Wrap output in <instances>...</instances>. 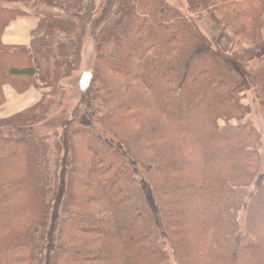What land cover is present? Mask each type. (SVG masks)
<instances>
[{"label":"trees","instance_id":"trees-1","mask_svg":"<svg viewBox=\"0 0 264 264\" xmlns=\"http://www.w3.org/2000/svg\"><path fill=\"white\" fill-rule=\"evenodd\" d=\"M102 1L0 0V112L4 87L40 95L0 117V264H264V137L242 94L264 111V56L241 73L197 25L264 44V0H117L62 133L35 132ZM27 15L29 45L3 44Z\"/></svg>","mask_w":264,"mask_h":264},{"label":"rangeland","instance_id":"rangeland-1","mask_svg":"<svg viewBox=\"0 0 264 264\" xmlns=\"http://www.w3.org/2000/svg\"><path fill=\"white\" fill-rule=\"evenodd\" d=\"M117 0H103L101 7L94 15L91 24L87 27L81 39V64L73 76L70 79L64 81L63 90L65 96L62 101V107L57 111L53 112L45 121L34 127L35 132H46L52 129H56L57 132L62 133V129L57 126L56 122L59 121L61 116V109L63 112L70 116L75 111V108L79 105L80 95L85 87L86 80L91 74V68L95 58V43L94 37L99 31L100 27L104 23L108 13L114 6ZM168 3L174 7L184 11L186 13V5L184 0H167ZM197 25L202 30L203 35L210 36V39L215 40V45L218 47L219 52L224 55L228 54H239L242 63L238 66L241 73L252 71L257 66V60L264 56V44L257 45H239L236 40L230 36V34L224 30L223 27L215 25L208 16H204L198 19ZM214 37V38H212ZM212 41V40H210ZM237 67V65H235ZM243 82L246 81L243 77ZM250 80V79H249ZM251 81V80H250ZM8 90L13 91L10 87ZM242 94L244 95V103H247L251 111V119L254 125L261 131L264 137V111L263 108L259 107L251 91L244 89ZM21 96V95H18ZM30 102H20V106H25ZM9 104V101H8ZM7 106V104H6ZM1 117V116H0ZM89 142V139H87ZM263 166H264V151H263Z\"/></svg>","mask_w":264,"mask_h":264},{"label":"crops","instance_id":"crops-1","mask_svg":"<svg viewBox=\"0 0 264 264\" xmlns=\"http://www.w3.org/2000/svg\"><path fill=\"white\" fill-rule=\"evenodd\" d=\"M54 1L58 3H65L69 0ZM37 24L38 19L33 15H27L16 18L15 20L11 21L3 31L1 35L2 43L5 45L28 46L30 41V34L36 28ZM3 93L5 98V104L0 112L1 117L9 116L15 112L21 111L33 105L40 97L39 92H37L35 89H31L22 94L21 96H18L13 91H11V94H9V90L7 89V87H4ZM15 100L18 101L11 104ZM20 102L30 103L25 106H20Z\"/></svg>","mask_w":264,"mask_h":264},{"label":"bare ground","instance_id":"bare-ground-1","mask_svg":"<svg viewBox=\"0 0 264 264\" xmlns=\"http://www.w3.org/2000/svg\"><path fill=\"white\" fill-rule=\"evenodd\" d=\"M9 94H11V91H10V90H9ZM17 101H18V100H15V101L12 102L11 104H13V103H15V102H17ZM11 104H10V105H11Z\"/></svg>","mask_w":264,"mask_h":264}]
</instances>
